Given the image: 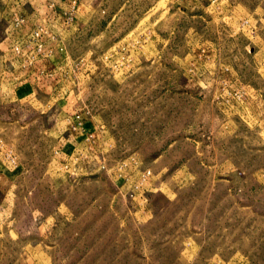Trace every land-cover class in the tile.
Returning <instances> with one entry per match:
<instances>
[{
    "label": "rangeland",
    "instance_id": "obj_1",
    "mask_svg": "<svg viewBox=\"0 0 264 264\" xmlns=\"http://www.w3.org/2000/svg\"><path fill=\"white\" fill-rule=\"evenodd\" d=\"M0 264H264V0H0Z\"/></svg>",
    "mask_w": 264,
    "mask_h": 264
}]
</instances>
